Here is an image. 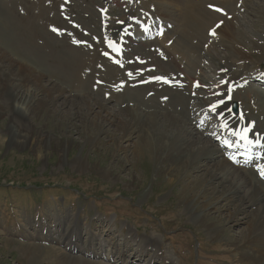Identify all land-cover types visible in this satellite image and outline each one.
<instances>
[{
  "label": "rangeland",
  "instance_id": "374dc122",
  "mask_svg": "<svg viewBox=\"0 0 264 264\" xmlns=\"http://www.w3.org/2000/svg\"><path fill=\"white\" fill-rule=\"evenodd\" d=\"M15 1L12 6L0 1V264H67L70 258L79 260L75 264H110L104 258L91 256L93 247L102 244L131 264H138L134 260L139 249L144 263L152 259V264H247L239 261L243 244L234 241L248 234L251 219L230 227L225 216L239 196L250 198L249 186H242L243 180L232 171L233 166L212 169L225 185L238 189L236 199L223 208V202L214 201L218 192L208 193L216 187L215 180L208 182V171H193L186 166L194 158L192 152H179L177 163L171 164L170 154L164 157L168 147L159 150L147 135L141 136L139 130L147 128L142 125L137 126L130 141L125 140L126 127L121 118L129 112L123 109L128 101L121 96L109 100L110 94L106 99L102 91L92 89L93 77H99L95 74H90L92 82L84 87L74 82V53L80 52L82 58L84 51L79 49L90 50L92 45V49H98H94L96 52L101 51V42L93 44L95 36L91 32L96 34L95 25L88 26L98 23L97 7L106 4L112 26L129 31L120 22L129 4L117 7L110 0H42L33 5L30 0ZM233 1L229 13H235L237 19L232 31L237 33L235 44L243 52L241 58L247 69L230 71L228 82L247 78L255 66L254 71L263 69L264 0H249L245 7L241 6L244 0L237 6V0ZM153 2L135 0L131 5L136 7L134 16L143 15ZM214 2L218 4L204 0L202 8L208 10L206 4ZM162 18L168 21L166 15ZM218 18L221 16L217 15L210 24ZM171 23L174 30L178 29L175 20ZM173 32L170 41L173 36L185 45L191 43L190 37L180 38ZM87 42L92 45L87 47ZM198 44L193 59L196 66L187 71L189 81L176 76H181L180 69L185 66L163 55L155 59L158 67L153 62L142 65V56H150L154 43L131 48L127 60L135 65L119 69L127 74L145 69L146 74L149 66H155L154 72L169 73L173 80L182 81L189 94L193 78L210 89L218 81L214 71L221 60L215 50L214 57L206 54L210 47L206 49L204 40ZM18 89L30 91L29 97L35 98L27 114L14 104ZM255 89L248 86L236 92L233 99L238 100V106L246 103L253 107L251 114L257 118V129L264 132V92ZM141 90L144 98L159 100L166 96H156L147 88ZM199 92L203 94L202 103L211 100L210 92L201 88ZM113 107L122 114H113ZM154 109L163 111L161 106ZM148 110L145 107L143 114ZM159 138L168 143L172 135L160 133ZM253 227L257 228L255 233L264 234V222H256ZM141 240L151 245L144 246Z\"/></svg>",
  "mask_w": 264,
  "mask_h": 264
},
{
  "label": "bare ground",
  "instance_id": "6f19581e",
  "mask_svg": "<svg viewBox=\"0 0 264 264\" xmlns=\"http://www.w3.org/2000/svg\"><path fill=\"white\" fill-rule=\"evenodd\" d=\"M3 1L5 5L11 4L12 6L16 4L15 0H3ZM30 1L33 5H36V4H40L42 0H30ZM203 1L204 0H194V1L193 0H154V2L151 5V8L149 7V13H147L146 17L144 18V22L146 20L149 19L150 20L149 23H147V27L145 28L143 34L146 36H152L157 41L161 40L162 43V40H164L165 38L167 39L169 36L172 35L170 34V32L175 31L176 34L178 35L177 37L180 38L190 37L191 43L185 45L183 42L176 41L175 39L176 37H172V41L170 42V44L168 43L166 45V48L159 46L158 48H154V50H152L151 53H149L150 56L146 57L145 59L144 56H142L141 62L142 65L144 66H147L146 64L148 63L150 64L152 62L157 65L158 60L155 61V59L157 58L159 59L160 56L162 57V55L165 56L167 60L170 61L171 59L177 60L181 63L180 67L181 65L187 67V70H185L184 72L182 69L185 67L183 68L181 67L180 69L181 76L178 77L180 78V80L181 78H184V80L189 81L191 76H188L189 74L187 71L190 69H194L191 68L193 65L196 66L195 61H193V59L195 58L196 49L199 47L198 43L204 40L206 43L208 42L210 47V49L207 48H206L207 50L205 49L206 54L208 56L214 57L212 50H215L216 55L219 56L221 60L220 66H218L214 71L215 72L214 75H216L218 81L213 83V84H217V88L220 91L222 85L224 84L221 82V79L227 78V75L230 76L229 74L230 71L240 70V67L243 70L247 69V64L244 62V59L241 58L243 56V52L240 49H238V47L236 46L237 44H235V40L237 39V33L235 31H232L234 27V20L237 19L236 15H234L235 13L234 14H231L232 12L226 13L225 20L223 21V23L219 27H216L218 22L221 21L220 18L216 19V21L212 23L213 25L210 24V22H212L214 18L219 14L213 11L203 9L204 8V7L202 8V5L204 4ZM214 1L218 2L219 5L220 4L223 5L228 10L232 9L230 7L233 6L232 2H234L233 0H214ZM248 2L249 0H244L241 6L245 7ZM102 9L103 7L100 8L98 6L99 13ZM134 10L135 8L133 9V6H130L129 11L131 15L134 14ZM163 14L167 16L168 21L162 18ZM106 15L108 16V10L106 12ZM208 15L210 16L208 17ZM109 16L112 15L109 14ZM154 16L157 18L155 19ZM173 20L176 21V24L178 25L177 26L178 29L174 30L175 28L174 23H171V21ZM154 21L158 22L157 29L155 30L152 29V25H151L155 23ZM162 23L167 25L169 29L168 28L162 29L163 37H158L156 36V33L157 31H161ZM94 25H95L96 34L91 30L92 31L91 34H94L92 36H95L93 44L97 43L98 46L99 42H101L100 43L101 48L99 46V50L101 51L96 52L95 50L98 49L97 48H94L95 50L92 49L93 46L92 43L87 42V47L90 45L92 46H90L91 47L90 50L79 49V51L81 50L84 51L82 58H80V52L77 51L74 53V57H72L76 62L74 64V76H75L74 82H77V84L80 87H84L85 85L89 84L88 81H90L89 80L90 74H95L99 77L96 76L93 77L94 83L93 85H91L92 89L96 87V90L102 91V95L106 97V99L108 93L110 94L109 100H112L113 97L121 96L124 102L128 101L125 102L126 104L123 105L125 106V108L123 109L128 110L129 112L127 115L123 116L124 118H121V120H123L121 124H123V126L126 127L125 132L127 133V135L125 136V140L130 141L133 134H135L138 130L137 126L142 125L147 128L144 130L143 127L142 131L139 130V132H141V136L144 137V135H147L152 144L157 143L159 150L165 147V145L168 147L167 153H165L166 155L164 157L166 158V156L170 154L169 161L171 162V164L173 162H175V164L177 163L179 159V152L181 153L187 151L192 152L194 158L192 161L190 160L186 166H188V169L193 171H198V170L208 171L207 173L208 182L212 183L213 180H215L216 187L214 188H216V190H213L214 188H212L211 192L208 191L207 192L210 195L216 194L218 192V196L214 200L215 204H220L221 202H223L221 203L222 205L221 207L226 208L227 205H229L233 200L236 199L238 194L237 186L225 185L223 178L221 176H218L215 173V171L212 172V169L218 171L226 167H229L230 162L234 161L240 163V161H242L243 159L248 160L245 158V156L246 157L250 156L251 159L257 160L256 164L257 166H259L260 169H264V164H262L261 161L257 159V155L250 152L248 148H246L244 151H240V150L236 151L235 150L236 142L234 141L231 142L232 146L230 147V150L228 152L223 151L221 148L215 146V144L210 139L203 136L202 134L203 133L205 134L203 129H199V126L196 127L197 124L193 123L191 120L193 118V114L199 113L200 115H204L207 112L210 113L212 111L211 106L217 105L215 112L218 111V109L220 111L217 114H215V116L217 117V115L222 111H224L225 113L221 118L209 122L207 126L211 128V130L214 131V133L215 132L217 133L216 134L217 137L225 136L224 131L222 130L220 125L225 118L231 115L228 112V107L231 106L234 99L232 98L227 103L217 104L216 99H218L219 97H213L208 103L206 102L202 103L201 100L203 98V94L201 92L194 93L193 89L190 88L192 90L191 94H193L195 99L194 98H192L193 100L191 98L189 99V97L187 96L190 94L188 93V91L185 90L182 81L180 82L178 78L176 80L174 78L173 80V77L169 76L170 75L169 73L150 71L145 74L146 70L141 69V73L140 72L138 73L137 72L138 70L137 71L130 70L128 73H131V75L127 74V71L120 70L119 68L131 67L135 65L133 61L127 60V54L128 52L131 51L130 45L131 44L136 45L135 44L136 41L133 43L132 37L126 38L125 44H122L123 41L122 38L125 35L124 28H120L119 26H115V25L112 26V24H109L107 26L105 23H100V18L97 24L96 22H94L93 24L88 26L92 28ZM98 25L100 27L99 29H98ZM208 26H210L212 30L213 29L215 30V35H212V38H208L206 36V32H207L206 28ZM61 33H64V31H61ZM91 34L89 31L88 35L91 36ZM172 42L175 43L173 44ZM110 44L114 45V47L110 46ZM144 44H151V43H144ZM144 44H140L139 46H142ZM117 46H119L120 48L117 49ZM223 51L225 52L223 53ZM77 53L78 55L76 56L75 54ZM96 53L97 54L99 53L98 57ZM105 53H107V55H105ZM136 58H138V56H136L135 59ZM137 61L139 60L137 59ZM210 65L212 66V64ZM217 70H219L218 74H216ZM233 72H232L233 75L236 74ZM260 73L262 75L258 76L259 80L264 77V72H260ZM237 76L239 77V74ZM157 77H162L164 79H156ZM136 78H141V79L135 80ZM172 80L174 82L169 85L168 83H171ZM193 81H197V80L192 79L191 84ZM229 83H230V79H229ZM106 87H109L111 91H106V90H110ZM143 88H145V90L146 88L149 89L151 93L156 96H160V95H166V96L159 100L152 98H144L142 96L144 91L141 90ZM204 88L205 87H201V89ZM218 90L216 94H220ZM204 91L211 93L209 89H204ZM119 92L120 94L118 95L117 93ZM216 94L212 93L213 96H215ZM29 95H30V91L28 93L27 92L24 93L18 89L14 97V104L17 107H19V109H21L23 113L26 114L28 113V110L32 105V101L35 100L34 97L31 99ZM98 100L99 102H103V103L105 102L104 100L101 99ZM115 100L117 99L115 98ZM99 102H96V104L102 109L103 106ZM159 106H161L163 109L161 113L156 109H154V107H159ZM145 107H148L149 110L146 112V114H143V109ZM152 108L153 110H150ZM112 112L113 114L114 113L117 114V112H120V110H117L115 107H113ZM113 114L111 116H113ZM120 114L122 113L120 112ZM235 118L236 117L233 116V123H234L233 128L234 130L239 128L238 131L239 135L237 137L239 139L240 136L244 137L249 133V127L250 124L252 123L250 122L251 121L250 119L248 121L249 123L246 122V120H244L241 116L238 117V119L236 120ZM138 121H141V123ZM189 123L192 125L189 126ZM160 133L162 134V136H167L169 133H171L172 135L171 140L168 143H162L159 138ZM214 135L215 134H213V136ZM259 143L262 147H264V142H259ZM243 154H245V156ZM201 165L204 167L203 169H201ZM206 167H210L209 168L210 170L206 169ZM233 168L237 170V172L234 171ZM232 169H233L232 171L235 172L238 177L242 178L243 180L242 186H246V187L249 186L248 188H250V198L248 197V200H246V198L239 196L240 198L237 204L235 205V207L231 210L230 214L228 213V215H225L227 216L226 219L228 221V224H230V227H235V226H239L241 223H246L245 218L251 219L250 223L248 222L249 224L247 226V230H249L248 234L245 237L237 241H234L238 245L243 244V246L240 249L241 255L239 261L240 262L246 261L247 264H264V234L261 233L257 234L254 232L257 231V228L255 227L252 228V226L255 225L256 222H261V223L264 222V215H263L264 177L261 176V172L258 173L253 168H245V166L242 164L240 165L239 168L232 167ZM247 207H252V208L250 210H246L245 212V209ZM216 209L218 210V207ZM241 213L244 215L243 217H240V215H242ZM254 215L255 217H253ZM233 238L236 239L235 236H233ZM141 241L143 242V240ZM143 243L144 246L151 245V244H147V242H143ZM71 246L74 247L73 244ZM141 247L142 245H140V248ZM139 251L142 250L139 249ZM104 254L106 255L104 259L108 260L110 250H108L107 253L104 252ZM77 260H78L77 258L76 259L70 258L66 260V263L75 264L79 262V260L78 261ZM149 262L152 263V259L151 260L149 259Z\"/></svg>",
  "mask_w": 264,
  "mask_h": 264
},
{
  "label": "snow or ice",
  "instance_id": "6c2138e0",
  "mask_svg": "<svg viewBox=\"0 0 264 264\" xmlns=\"http://www.w3.org/2000/svg\"><path fill=\"white\" fill-rule=\"evenodd\" d=\"M210 7H213V6L210 5ZM216 10H217V11H222L221 9H216ZM218 26H219V25H218ZM53 31L59 33L60 30H59V29H56V28H53ZM210 34H211V35H215V30H214V29L211 30V31H210ZM73 43H81V42H80V41H73ZM110 46L114 47V45H111V44H110ZM105 54L107 55V53H105ZM129 75H131V73H129ZM156 79H164V78H162V77H157ZM222 83H226V82L222 81ZM216 107H217V105H212V106H211V110H212V111H215ZM224 127H227V124H225ZM233 135H238V133H233ZM242 138H243V139H246V136H244V137H242ZM249 143H251V142L249 141ZM260 172H261V176L264 177V169H260Z\"/></svg>",
  "mask_w": 264,
  "mask_h": 264
}]
</instances>
